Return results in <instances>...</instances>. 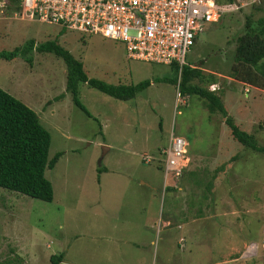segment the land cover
Masks as SVG:
<instances>
[{"label": "rangeland", "instance_id": "1", "mask_svg": "<svg viewBox=\"0 0 264 264\" xmlns=\"http://www.w3.org/2000/svg\"><path fill=\"white\" fill-rule=\"evenodd\" d=\"M0 1H6L0 6V52L24 48L32 39L35 46L57 39L83 62L90 77L115 84L151 81L128 100L81 82L79 95L89 116L66 90L67 65L62 57L37 49L28 57L21 52L13 59L0 57V86L34 109L50 131L49 158L63 152L46 170L54 188L52 201L0 186V259L18 256L29 264H53L51 256L64 253L60 264H264V152L246 149L234 139L223 115L210 113L204 99L197 95L188 99L181 95L185 103L178 99L172 65L129 58L122 41L101 34L70 29L60 33L59 25L28 13L15 16L17 3ZM254 2L258 0H236L218 21L209 22L185 63L204 62V73L217 76L216 85L206 84L222 95L236 122L264 145V89L230 74L236 39L248 15H264L254 10ZM172 131L186 138L189 154L205 158L201 185L184 187L183 192L179 187L187 181L184 171L181 176L169 173L165 182L160 166ZM145 153L154 160L145 163ZM220 164L227 170L214 177V168L209 167ZM99 167L106 168L100 176ZM208 181L212 187L205 192ZM200 190L205 193L201 224L217 221L220 239L199 237L196 222L183 230L175 223L180 212L183 220L192 221ZM174 208L178 209L174 224L161 227L160 220ZM123 211H132L135 218H158L154 243L141 245L133 251L136 254H96L106 239L96 237L99 228L93 229L92 223L106 220L119 225ZM114 230L109 227L105 233L118 236ZM152 233L148 229L146 235Z\"/></svg>", "mask_w": 264, "mask_h": 264}, {"label": "trees", "instance_id": "2", "mask_svg": "<svg viewBox=\"0 0 264 264\" xmlns=\"http://www.w3.org/2000/svg\"><path fill=\"white\" fill-rule=\"evenodd\" d=\"M12 2L17 3L15 10L21 9L20 0H12ZM216 2L221 8H229L236 0H216ZM253 8L256 11H264V0L254 2ZM65 30L67 29L61 28L60 33L65 32ZM236 41L231 76L244 84L264 89V15L258 18H255L253 14L248 15L246 24L237 36ZM26 45L28 46L24 48L17 46L11 51L3 50L0 52V57L13 59L19 56L20 52L28 57L31 49L53 52L62 57L67 65L66 90L72 94L75 104L89 116H91L90 111L83 105L79 95L81 82L122 100L136 97L139 92L151 84V81L147 79L136 84L121 82L115 84L96 77H90L84 69L83 62L58 43L57 39L47 40L36 46L35 41L32 39ZM202 63L204 62H201V65L196 64L194 66L185 63L182 67L177 63H172L171 65L177 73L172 83L177 85L180 94L184 97L197 95L204 99L210 113H221L234 139L239 141L246 149L264 152V145L260 144L257 136L243 129L241 124L236 122L234 116L230 115L222 95L206 84L207 82L216 83L217 76L214 73L205 74ZM51 141V133L42 124L37 112L0 86V186L34 198L52 201L54 188L51 180L46 175V170L55 166L63 152H57L52 158H49ZM162 154L165 156L163 150ZM160 166L164 170L165 162L163 161ZM98 171L100 176L103 171H106V168L99 167ZM202 181L201 178L200 183ZM207 183L205 192L211 190L212 187L211 181ZM201 196L202 206V198L205 197V193ZM64 256V253L52 255V263H62ZM16 261L29 264L20 260L18 256L0 259V264H16Z\"/></svg>", "mask_w": 264, "mask_h": 264}, {"label": "built area", "instance_id": "3", "mask_svg": "<svg viewBox=\"0 0 264 264\" xmlns=\"http://www.w3.org/2000/svg\"><path fill=\"white\" fill-rule=\"evenodd\" d=\"M0 2L4 7L6 1ZM19 5L15 16L28 13L30 18L61 28L101 34L122 41L132 59L181 67L205 26L218 21L227 9L216 0H20ZM187 143L185 137L171 132L164 149L165 182L169 173L181 176L189 165ZM154 158L143 155L145 163Z\"/></svg>", "mask_w": 264, "mask_h": 264}, {"label": "crops", "instance_id": "4", "mask_svg": "<svg viewBox=\"0 0 264 264\" xmlns=\"http://www.w3.org/2000/svg\"><path fill=\"white\" fill-rule=\"evenodd\" d=\"M243 83V82H242ZM190 164L189 166L184 170L183 173V178H186V183H184L183 186L179 187V190L181 192L185 191L184 187L189 188L190 186H193V188H196L198 186L201 185V173L204 169V164H205V158L201 155H191L190 154ZM224 164H226L225 162H222ZM224 164H220L218 166L215 165V167H209L210 169L214 168L213 174L214 177H216V174H219L220 171H224L227 170L226 166ZM102 173H105L104 171ZM130 180H132L131 177H129ZM200 184V185H199ZM191 189V190H192ZM200 192L201 195V190L198 191ZM120 205H123L122 207L125 209L131 208V206L128 205V207L123 203H121ZM144 204L141 203V207H144ZM196 205V204H195ZM144 209V208H142ZM189 209V208H188ZM203 209H204V205L201 207V201L199 204L196 205L195 207V211L197 212L194 216L192 221H185L182 219V213L180 212L179 217L180 220L179 221H175L176 225L178 226V228H180L181 230H183L182 227H184L185 225L188 226V224H192L193 223H197L194 225V227H198L199 230V237H201V235L206 236V238H210L212 240L215 239H220V237L218 236V228H219V223H217V221L213 220H204L201 224V217L204 219L205 217H203ZM214 210H218L217 207L214 208ZM132 211H123L122 212V216L123 218L119 219L120 224L117 225L115 222H106V220H103L101 222H93L92 223V227L93 229L99 228L98 233L96 235V237L101 238V239H106L103 242V245L98 247V251L96 254H136L133 253V251L135 249L140 250L141 249V245L143 244H147L148 242H150L151 244L154 243L155 241V236H156V232L157 230H155V226L158 222V218L157 220L155 219V217L150 218L149 215H147V217L145 218L143 215H141V217L139 218H135L134 215L132 217L131 215ZM178 214V209L174 208L173 212H169L167 213V217L164 219H161V227H165V228H171V226L174 224L173 223V215L174 217H176ZM193 222V223H192ZM202 226V229H201ZM109 227H113L115 231L119 232L118 236H114V235H107L105 233V230ZM148 229H153V233L152 236H147L146 233L148 231ZM169 234H172V231H169ZM183 240L184 238L181 237L180 240ZM110 241H114L111 242L109 244ZM121 241L120 244H117V242ZM229 248H233L232 246H229ZM106 249H110L109 253H106ZM151 253V251H149ZM95 254V253H94Z\"/></svg>", "mask_w": 264, "mask_h": 264}, {"label": "clouds", "instance_id": "5", "mask_svg": "<svg viewBox=\"0 0 264 264\" xmlns=\"http://www.w3.org/2000/svg\"><path fill=\"white\" fill-rule=\"evenodd\" d=\"M227 9H229V8H227ZM227 9H225V10H227ZM224 13H225V11H224ZM224 13H223V14H224ZM196 39H197V38H196ZM195 41H196V40H195ZM213 85H216V83H214ZM188 96H189V95H188ZM186 97H187V96H186ZM189 97H190V96H189ZM189 97H188V98H189ZM188 98H187V99H188ZM164 158H165V156H164Z\"/></svg>", "mask_w": 264, "mask_h": 264}]
</instances>
